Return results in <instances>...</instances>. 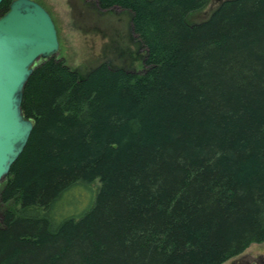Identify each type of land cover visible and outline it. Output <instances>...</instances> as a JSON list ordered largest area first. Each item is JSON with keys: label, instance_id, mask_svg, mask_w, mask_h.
I'll return each mask as SVG.
<instances>
[{"label": "trees", "instance_id": "16d2710c", "mask_svg": "<svg viewBox=\"0 0 264 264\" xmlns=\"http://www.w3.org/2000/svg\"><path fill=\"white\" fill-rule=\"evenodd\" d=\"M13 0H3L0 16ZM132 13L136 72L38 62L0 184V264H223L264 241V0H95ZM100 184L80 215L74 185Z\"/></svg>", "mask_w": 264, "mask_h": 264}, {"label": "rangeland", "instance_id": "374dc122", "mask_svg": "<svg viewBox=\"0 0 264 264\" xmlns=\"http://www.w3.org/2000/svg\"><path fill=\"white\" fill-rule=\"evenodd\" d=\"M51 13L57 27L60 48L57 56L72 68L86 74L108 62L136 72L145 69L146 49L135 33L132 13L115 6L102 9L95 0H39ZM211 0L189 15L190 22L207 19L219 5ZM100 184H76L64 193L56 206V215H80L92 204ZM223 264H264V241L252 243L243 253Z\"/></svg>", "mask_w": 264, "mask_h": 264}, {"label": "water", "instance_id": "95a60500", "mask_svg": "<svg viewBox=\"0 0 264 264\" xmlns=\"http://www.w3.org/2000/svg\"><path fill=\"white\" fill-rule=\"evenodd\" d=\"M59 48L54 19L38 0H13L0 16V184L34 127L22 108L26 83L38 62Z\"/></svg>", "mask_w": 264, "mask_h": 264}, {"label": "flooded vegetation", "instance_id": "af4514ba", "mask_svg": "<svg viewBox=\"0 0 264 264\" xmlns=\"http://www.w3.org/2000/svg\"><path fill=\"white\" fill-rule=\"evenodd\" d=\"M223 0H218V2H222ZM45 6V5H44ZM47 8V7H46Z\"/></svg>", "mask_w": 264, "mask_h": 264}, {"label": "bare ground", "instance_id": "6f19581e", "mask_svg": "<svg viewBox=\"0 0 264 264\" xmlns=\"http://www.w3.org/2000/svg\"><path fill=\"white\" fill-rule=\"evenodd\" d=\"M20 155H21V154H20ZM20 155H19V156H20ZM19 156H18V157H19Z\"/></svg>", "mask_w": 264, "mask_h": 264}]
</instances>
